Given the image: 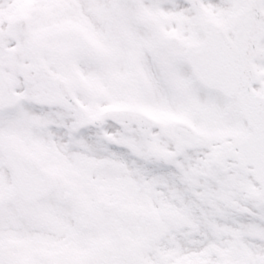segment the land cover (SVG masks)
I'll use <instances>...</instances> for the list:
<instances>
[{"label": "snow or ice", "instance_id": "snow-or-ice-1", "mask_svg": "<svg viewBox=\"0 0 264 264\" xmlns=\"http://www.w3.org/2000/svg\"><path fill=\"white\" fill-rule=\"evenodd\" d=\"M0 264H264V0H0Z\"/></svg>", "mask_w": 264, "mask_h": 264}]
</instances>
